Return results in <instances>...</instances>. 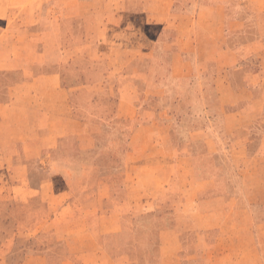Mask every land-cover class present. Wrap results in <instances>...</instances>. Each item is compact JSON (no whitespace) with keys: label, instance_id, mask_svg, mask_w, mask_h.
<instances>
[{"label":"rangeland","instance_id":"1","mask_svg":"<svg viewBox=\"0 0 264 264\" xmlns=\"http://www.w3.org/2000/svg\"><path fill=\"white\" fill-rule=\"evenodd\" d=\"M38 1L50 8L60 0ZM129 4V12L135 16L136 2ZM242 4L232 2L229 18L233 23L240 22L228 25L226 30L227 44L240 47V57L236 60L246 69L256 71V83L241 94L225 93V74L207 78L202 89H195L194 70L181 72L170 80L172 59L167 47L176 40V35L169 29L160 30L157 35L151 33L150 41L143 42L145 46L155 44L156 64L152 75L156 79L170 80L165 97L146 96L147 89H143V95L142 91L138 95L137 86L123 85L122 77L129 76L132 80L135 75L132 73L138 67L135 60L122 74L112 71L111 59L95 62L89 67L90 72L84 71L86 65L73 64V58L88 54L85 52L88 45L99 55L101 42L79 41L75 46H81L80 49H75L71 40L61 42L66 50L58 69L64 85L74 89L76 118L91 125V134L78 144L85 149H82L84 153L93 151L90 155L97 166L93 174L97 179L93 187L96 199L90 203L97 213L84 218L81 212L75 211L74 223L79 225L78 219L82 216L81 223L85 219L97 230L96 251L100 255L103 239L98 228L111 205L110 190L103 183L111 179L114 184L109 186L117 197L125 189L124 162L156 165L154 173L150 165L135 169L132 178L140 181L136 185L130 180L127 185L125 230L104 239L113 264H264V144L261 137L264 135V42L255 55L249 47L250 38L264 37V13L254 18ZM25 11L18 10L11 25L0 26L1 34L5 32L0 38V95L5 92V86L17 79L7 68L25 66L30 76L46 49V39L35 35L41 33L40 26L23 23L27 16ZM49 12L50 18L60 16L58 9ZM68 27L83 30L78 23L73 27L68 24ZM31 34L35 35L34 39ZM128 42L131 51L136 46V38L129 34ZM110 47L115 53L114 47ZM128 92L134 96V116L125 119L119 115V103ZM238 137H245L247 143H241L244 139ZM84 153H74L69 158L61 151L53 152L50 157L37 154L21 172L26 171L35 185L55 179L60 182L56 192L68 195L81 185L82 164L87 159ZM12 173L13 170L0 167V192L7 197L11 194V199L0 200V264H24L31 253L32 264H43L44 255H53L63 245L55 240L44 245L41 243L43 234L25 231L42 222L34 214L44 212L47 206L38 198L27 201L14 198L15 190L7 185ZM233 209L249 212L231 213ZM70 217L58 216V219L67 223ZM219 218L221 224L227 222L224 228L216 227ZM238 225L246 228H234ZM250 228L256 235V248L248 247V239L242 236ZM93 259L94 255L86 253L71 254L68 260L74 263L68 264H90Z\"/></svg>","mask_w":264,"mask_h":264},{"label":"crops","instance_id":"2","mask_svg":"<svg viewBox=\"0 0 264 264\" xmlns=\"http://www.w3.org/2000/svg\"><path fill=\"white\" fill-rule=\"evenodd\" d=\"M130 1L136 2L135 16L129 12ZM234 1L243 3L242 6L249 9L254 18L264 13L263 0H60L54 5L51 4L53 7L50 8L44 7L38 0H0V26L11 25L15 21L14 17H17L18 10L25 9L27 16L22 20L23 23L31 27L40 26L41 33L35 35L39 37L38 39L47 41L44 55L37 59L39 65L32 68L30 76H27L25 66L7 68V72L13 74V77L15 75L18 80L5 86V92L0 95V167L14 172L8 178L7 185L15 190L14 198L20 197V200L25 201L38 198L47 206L44 212L34 214L41 218L42 222L25 228V231L43 234L41 243L44 245L51 240L63 245L59 250H55L53 255L52 253L44 255L43 264H54L55 260L57 264L74 263L68 260V256L78 253L94 255L95 260L93 259L90 264H113L104 239L118 236L125 230L127 185L130 180L138 185L140 180L135 181L132 175L141 165H150L153 173L156 168V165L149 162L136 164L124 162L122 179L125 189L117 197L116 191L114 193L109 186L114 182L110 179L103 183L108 191L110 190L111 205L102 218L104 222H101V228H98V234L103 239V244L101 246L99 244L102 250L100 255L96 251L97 230L91 228L85 219L81 223L82 216L78 219L79 225L74 223L77 220L73 214L75 211L81 212L84 218L97 213L90 205L94 198L96 199V189L93 187L97 179L93 174L97 166L90 155L93 151L88 150V153H84L82 150L84 148L78 144L84 136L91 134V125L76 118L73 108L74 89L64 85L58 69L66 50V46L61 42L71 40L74 46L79 41L88 44L94 39L101 42L99 55L97 52L93 53L91 46L88 45V48H85L87 55L73 58V64L87 66L84 71L90 72L89 67L97 61L111 59L112 71L122 74L135 60L138 67L135 72L132 71L135 74L132 80H129V76L122 79L123 85L127 88L137 86L138 95L141 91L143 95V89H147L144 93L146 96L165 97L169 92L167 91L169 81L177 74L189 70L195 72L194 78L197 79L194 83L195 89L204 88V80L207 78L225 74L226 80L223 84L225 93L241 94L256 83V71L246 69L236 60L240 57L238 53L240 47H230L227 44V26L240 22L233 23L229 18L231 4ZM56 9L59 10L60 16L50 18L49 10ZM77 23L83 26L81 32L73 27ZM68 24L73 28L68 27ZM168 29L176 35V40L172 44L167 43L172 59L171 77L170 80L163 77L156 79L152 75L156 64L153 47L155 44L148 43V46L152 44L148 47L144 43L150 41L148 37H151V33L155 32L157 35L160 30ZM129 34L137 41L131 51ZM1 35L0 29V38L3 37ZM31 35L34 39L35 35ZM250 41V51L255 55L256 50L260 49V44L264 42V37L254 36ZM110 46L114 47L115 53L110 51ZM75 47L81 48L79 45ZM141 64H147L149 67L143 68ZM133 105L134 96L128 92L119 103L120 117L125 119L133 117ZM261 137L263 141L261 139L260 141L264 144V135ZM238 139H244L241 142L243 144L248 140L245 137ZM55 151H61L68 158L74 153L87 154V159L82 164L84 174L81 185L68 195L56 192V185L60 182L55 179L41 181L35 185L33 179L26 175V171L21 172L28 168V162L37 158V154H46L50 157ZM218 152L225 154V151ZM10 197L11 194L7 197L0 192L1 201L9 200ZM233 212L243 214L249 210L233 209L231 213ZM58 216L71 217L66 223L58 219ZM220 224L219 218L215 224L217 228H224L227 222ZM235 227L246 228L244 225ZM242 236L248 239V247H257L256 235L251 228L244 231ZM32 255L31 253L26 256L24 264L33 263Z\"/></svg>","mask_w":264,"mask_h":264}]
</instances>
